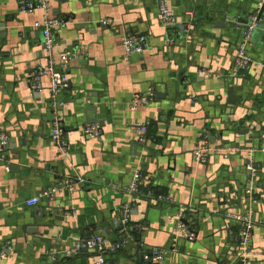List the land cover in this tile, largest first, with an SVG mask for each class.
<instances>
[{
    "label": "crops",
    "instance_id": "1",
    "mask_svg": "<svg viewBox=\"0 0 264 264\" xmlns=\"http://www.w3.org/2000/svg\"><path fill=\"white\" fill-rule=\"evenodd\" d=\"M165 1L179 23L170 31L159 20L158 0H49L52 15L66 22L56 32V52H85L70 60L68 86L58 96L65 102L64 154L50 139L47 90L33 92L27 81L44 55L41 31L33 26L42 12L0 0V129L8 135L0 154L5 264H93L95 251H65L93 234L115 241L114 221L124 204L138 228L124 248L106 256L107 264H150L142 254L153 248L166 250L165 264H242L237 225L226 213L247 207L244 155L214 153L195 165L191 154L205 135L214 148L264 147V68L257 65L264 62V15L251 34L252 66L246 76L230 75L245 23L263 0ZM126 29L149 36L141 53L125 56L120 32ZM149 90L154 100L132 111V96ZM91 120L102 128L98 139L84 135ZM150 121H157L154 133L140 145L131 126ZM254 159L259 172L252 208L264 217V152L257 150ZM137 170L142 190L133 196L124 188ZM68 180L73 190L66 189ZM49 188H61L56 199L62 209L75 208L72 216L46 199L26 204ZM185 211L189 222L198 219L191 239L175 231ZM252 245L264 249V227L254 229Z\"/></svg>",
    "mask_w": 264,
    "mask_h": 264
},
{
    "label": "built area",
    "instance_id": "2",
    "mask_svg": "<svg viewBox=\"0 0 264 264\" xmlns=\"http://www.w3.org/2000/svg\"><path fill=\"white\" fill-rule=\"evenodd\" d=\"M157 6L158 17L162 25L166 30H173L179 23H177L176 17L168 7L167 2L165 0H158ZM19 7L22 11L26 12H31L35 9H39L42 12L41 19L35 21L33 26L39 28L41 31L44 55L41 62L37 63L28 74L27 81L29 88L33 92L40 93L43 90H47L51 109L50 139L55 143L60 152L66 154L69 149V144L64 133L63 117L61 113V109H63L65 102L59 100L58 96L61 91L68 86L67 70L70 60L85 52L83 50L78 54L68 50L61 53L56 52V47L58 46L56 32L63 28L66 22L62 18L52 15L49 0H19ZM250 20H252L251 25H248L245 30L242 31L241 39L237 44L236 55L230 70L231 76H238L248 71L253 64V59L249 52V45L252 30L257 24L256 15L252 16ZM101 23L105 25L108 23V20H101ZM148 41L149 36L144 33H138L127 29L120 32V43L126 57L141 53L147 46ZM257 65L264 68V62L258 61ZM45 80L48 81L47 85L44 83ZM154 98L155 94L152 90L145 93H136L129 101V108L135 111L142 106L150 104ZM131 129L138 135V144L143 145L146 143L148 138L146 135V123L134 122ZM83 131L85 136L98 139L101 136L102 128L97 123H90L84 127ZM204 137L205 141L197 144L192 150V162L195 165L205 164L214 153L222 152L225 154L244 155V166L248 172V178L243 188V194L245 198L244 202L247 207L242 212L228 211L226 216L236 222L237 225V244L240 262L246 264L253 258H262V260H264V249H256L252 245L254 229L256 227H264V217H256L252 208V202L256 192V177L259 172V165L254 159V153L257 150L264 152V147L255 149L250 147L223 145L221 148H214L207 142V136L205 135ZM7 146L8 135L3 129H0V154L3 153ZM142 176L139 170L134 172L124 190L130 195H139L142 190ZM65 184V187H67L66 189L73 190V180H68ZM61 191V188H49L38 196L29 198L26 204L28 206H35L40 200L46 199L52 202L53 208L62 210L64 216H72L75 208L71 206L69 209H62V204L56 199V197L61 194ZM152 194L150 190L145 193L147 196H151ZM157 198L161 201L169 200L165 195H158ZM117 211L114 226L118 232V237L115 241L109 242L102 235L93 234L88 238L78 239L74 242L72 248L65 251V253L67 255H77L86 248V250H92L98 254L93 264H107L106 256L124 248L126 244L134 238L133 234L138 228L131 223L132 210L128 204L120 206ZM181 215H179V220L184 216ZM175 231H178L180 235L187 236L188 239L193 238L194 233L187 230L182 220L176 223ZM7 248H9L7 244L0 243V264H5L8 256ZM165 254V249L153 248L143 252L142 259L150 264H165Z\"/></svg>",
    "mask_w": 264,
    "mask_h": 264
},
{
    "label": "water",
    "instance_id": "3",
    "mask_svg": "<svg viewBox=\"0 0 264 264\" xmlns=\"http://www.w3.org/2000/svg\"><path fill=\"white\" fill-rule=\"evenodd\" d=\"M264 15V0H263V2H262V4H261V6H260V8H259V10H258V13H257V15H256V25L258 26L259 24H261V22H260V19H261V17ZM251 23H252V20H248L246 23H245V25L246 26H248V25H251ZM256 29V26L253 28V30H255ZM244 74V76H246V72H244L243 73ZM160 121V120H159ZM88 123L90 124V123H96V121L95 120H91V121H88ZM155 125L156 126V124H157V121L155 122V121H150L149 122V124H148V126H147V136L149 137L150 135H152L153 133H154V131H152L151 130V125ZM157 128V127H156ZM156 128L154 129V130H156ZM22 143H24V140L22 141ZM188 212H184V214H187ZM190 214V213H189ZM189 214H187L186 215V217L185 218H183L182 219V223L186 226V228H187V230L189 231V232H193V228L195 227V226H197L198 225V219L197 220H195L193 223H191V222H189L188 221V219H187V217H188V215ZM88 238V237H87ZM86 250V248H84V250L83 251H85Z\"/></svg>",
    "mask_w": 264,
    "mask_h": 264
}]
</instances>
